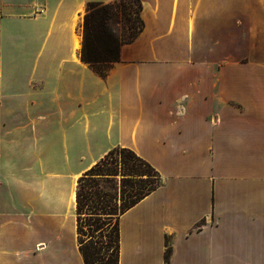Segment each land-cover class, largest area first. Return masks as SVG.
<instances>
[{
	"label": "crops",
	"instance_id": "crops-1",
	"mask_svg": "<svg viewBox=\"0 0 264 264\" xmlns=\"http://www.w3.org/2000/svg\"><path fill=\"white\" fill-rule=\"evenodd\" d=\"M89 1L0 0V264H85L78 179L115 147L160 178L118 264H264V0H141L104 76Z\"/></svg>",
	"mask_w": 264,
	"mask_h": 264
},
{
	"label": "trees",
	"instance_id": "trees-1",
	"mask_svg": "<svg viewBox=\"0 0 264 264\" xmlns=\"http://www.w3.org/2000/svg\"><path fill=\"white\" fill-rule=\"evenodd\" d=\"M141 11V0L87 2L82 22L80 59L86 62L96 73L104 76L106 70L114 62L120 60L121 47L124 44L134 41L142 31L143 20L141 17ZM121 149L126 150L132 158L149 167L155 173L157 180L144 184V180L140 179V185L138 183L136 187H134L133 182L129 180L131 178L123 176L120 185V194L125 196V198H122L120 204H117L116 186H112L116 191L114 194L99 191L98 188L102 186L100 185V182L95 180V176L108 178L107 176L109 175H116V168H105L101 159L79 177L75 195L77 232L79 237V250L83 256L85 264H92L91 258H93V261H95L96 264H118L119 234L117 218L119 214L143 198L160 182L158 172L148 162L143 160L129 148L122 147ZM112 150H110L108 154H111ZM128 169L134 174L142 175L138 172L136 173L134 167H128ZM134 174L129 173L127 175ZM93 188L96 190H92ZM110 202L114 203L109 205ZM84 206H87L91 211L90 213L93 215L109 214V216L106 217L107 219L102 221V224L109 222L111 216L115 215V235L114 240L112 241L113 244H110L108 241L103 243L102 247L105 250L104 256H101L96 247H92L91 242L84 244V240L81 238V215ZM102 224H98V219H96L93 223H90L89 226L93 227V225H95L98 228H101ZM107 237L109 238V236ZM95 244L98 245L99 242L96 241ZM110 247L112 248V253L107 252ZM112 255L113 259L110 257Z\"/></svg>",
	"mask_w": 264,
	"mask_h": 264
},
{
	"label": "rangeland",
	"instance_id": "rangeland-1",
	"mask_svg": "<svg viewBox=\"0 0 264 264\" xmlns=\"http://www.w3.org/2000/svg\"><path fill=\"white\" fill-rule=\"evenodd\" d=\"M85 14V12H84ZM83 14V16H84ZM83 22V19H82ZM82 36V35H81ZM254 38L251 36L247 40V44L253 43ZM254 50H249L247 57L250 59H254L255 55ZM122 147H115L112 150L111 154H106L103 158V166L109 167V168H116V175H109L107 176L108 178H100L98 176H95V180L100 182V185L102 187L98 188L99 191H105L110 194H114L116 191L112 188V186H116L117 188V204H120L122 198H125V196H122L120 194V185L123 176L129 179L130 181L133 182L134 187L139 183L140 185V179L144 180L145 183H149L152 181H156V175L155 173L146 165H144L142 162L132 158L129 153L126 150H122ZM113 162V163H111ZM123 162V163H122ZM128 167H134L135 172L140 173L139 174H134L132 173ZM134 174V175H127V174ZM125 174V175H123ZM91 179V178H90ZM89 180V179H88ZM142 183V184H143ZM92 190H96L93 188ZM114 202H110L109 205ZM91 211L87 208V206H84V209L82 211L81 215V224H82V234L81 238L84 240V244H90L92 247H96L97 250H99L101 256H104V248L102 247L103 243L108 241L110 244H113L112 241L114 240V224H115V215L111 216L110 221L107 222L106 224H102V221L104 219H107L106 217L109 216V214H98V215H93L90 213ZM98 219V224L101 223L102 226L101 228H98L97 226L93 225V227L89 226L90 223H93L94 220ZM109 236V238L107 237ZM90 239V240H89ZM96 241L99 242L98 245H96ZM108 253H112V248L110 247L107 251ZM113 259V255L110 256ZM92 264H96L95 261H93V258H91Z\"/></svg>",
	"mask_w": 264,
	"mask_h": 264
},
{
	"label": "bare ground",
	"instance_id": "bare-ground-1",
	"mask_svg": "<svg viewBox=\"0 0 264 264\" xmlns=\"http://www.w3.org/2000/svg\"><path fill=\"white\" fill-rule=\"evenodd\" d=\"M79 43V40L77 41V44Z\"/></svg>",
	"mask_w": 264,
	"mask_h": 264
}]
</instances>
